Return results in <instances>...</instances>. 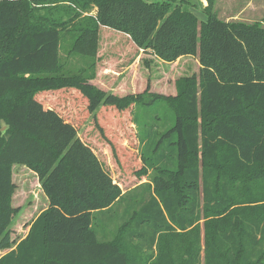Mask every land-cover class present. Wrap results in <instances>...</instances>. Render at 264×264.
I'll return each mask as SVG.
<instances>
[{
    "label": "trees",
    "instance_id": "trees-1",
    "mask_svg": "<svg viewBox=\"0 0 264 264\" xmlns=\"http://www.w3.org/2000/svg\"><path fill=\"white\" fill-rule=\"evenodd\" d=\"M207 1L199 22L170 0H0V264H264V27L223 20ZM92 5V15L81 12ZM103 27L165 62L197 56L199 73L178 78L174 95L107 91L102 80L116 74L100 63ZM65 31L69 51L90 59L77 71L61 62ZM69 92L67 102L94 117L146 99L171 110L159 128L139 121L136 174L155 173L145 191L124 194L61 113ZM15 164L34 172L48 199L19 241ZM115 203L128 205L123 221L100 240L95 214Z\"/></svg>",
    "mask_w": 264,
    "mask_h": 264
},
{
    "label": "rangeland",
    "instance_id": "rangeland-1",
    "mask_svg": "<svg viewBox=\"0 0 264 264\" xmlns=\"http://www.w3.org/2000/svg\"><path fill=\"white\" fill-rule=\"evenodd\" d=\"M170 1L173 5L186 8L194 13L199 22L207 19V0ZM94 11V5L87 11L81 10L84 15H92ZM214 11L223 20L247 24L258 23L264 27V0H214ZM113 31L108 27H103L100 30V63H103L104 72L108 70V72L116 74L110 84L102 80L105 82L103 87L107 91L124 95L142 92L149 86L153 92L149 94L174 95L177 92L175 82L178 78L199 73L200 63L197 56L188 55L174 62H165L155 56L150 49L137 48L131 43L129 37ZM61 36L60 57L66 68L77 71L81 67L87 66L89 58L72 54L69 51L74 39L72 33L65 31ZM108 38L112 39L114 43L106 42ZM121 47L125 51H122ZM64 92H66V88L60 90V94ZM71 95L73 96L69 92L61 96V101L57 105L61 113L74 122L79 136L94 148L112 173L115 181L125 191L124 194L136 195L137 192L145 191L144 185L153 183L155 173L153 170H148L146 176L142 178L136 174V171L142 166L140 154L143 144L139 140L141 138L139 121L152 120L153 118L158 121V123L154 122V127L159 128L164 118L172 114L171 110L163 102L146 99L150 100V106L157 103L152 107H135L133 104L132 107L123 111L116 110L113 106H101L97 116L94 117L87 112L85 106L77 105L73 108L72 104L66 100ZM40 97L43 100L45 98L42 95ZM47 98L52 106L58 102L52 95L50 99L48 96ZM70 102L74 104L77 101L70 98ZM79 104L83 103L79 102ZM147 107L150 108L143 110ZM199 162L201 164V160ZM13 180L17 184L13 205L20 207L21 211L14 217L11 230L12 237L15 241H19L27 235L29 224L38 214L37 203L46 200L47 197L41 191L37 176L25 165L15 164L13 166ZM127 207L126 203H115L108 211L95 214L94 225L98 239L111 240L114 237L123 221V210ZM203 223L202 220L201 227H203ZM7 250H0V257Z\"/></svg>",
    "mask_w": 264,
    "mask_h": 264
},
{
    "label": "crops",
    "instance_id": "crops-1",
    "mask_svg": "<svg viewBox=\"0 0 264 264\" xmlns=\"http://www.w3.org/2000/svg\"><path fill=\"white\" fill-rule=\"evenodd\" d=\"M35 175V174H34ZM37 181L39 182V180H38V177H37ZM39 185H40V183H39ZM40 187H41V185H40ZM41 190V189H40ZM42 191V190H41ZM42 194H43V192H42ZM44 195V194H43ZM46 198V197H45ZM37 205H38V209H37V213L38 214H36L35 216H34V218H33V220L39 215V213L43 210V209H45L47 206H48V200L46 199V200H41V201H39V203H37ZM37 205H36V207H37ZM42 206H44V207H42ZM40 207H42L41 209H40ZM36 209V208H35ZM32 220V221H33ZM31 221V222H32ZM29 229H30V224H29V227H28V231H29ZM28 231H27V233H28Z\"/></svg>",
    "mask_w": 264,
    "mask_h": 264
}]
</instances>
